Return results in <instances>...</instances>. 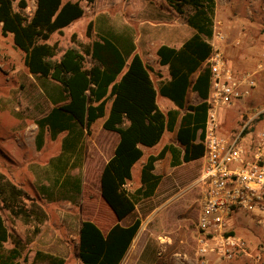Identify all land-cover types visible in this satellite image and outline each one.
Wrapping results in <instances>:
<instances>
[{
  "label": "rangeland",
  "instance_id": "obj_1",
  "mask_svg": "<svg viewBox=\"0 0 264 264\" xmlns=\"http://www.w3.org/2000/svg\"><path fill=\"white\" fill-rule=\"evenodd\" d=\"M27 1L26 12L30 14L35 1ZM105 1H96L98 9H94L93 15L96 19H102L99 6ZM214 1L213 34L223 36L216 43L222 57L235 73L253 75L255 87L248 106L255 110L264 108V0ZM82 6L84 15L62 34L51 35L48 44L65 49L91 41L86 30L93 12L89 5ZM182 11V14L175 12L180 23L185 22L191 9L183 7ZM122 20V17L114 18L110 22L114 27H111L123 32L134 31L133 23L124 24ZM98 24L101 26L102 21ZM187 32H192L188 26L180 35ZM56 93L53 82L37 80L29 74L24 54L14 47L12 36H2L0 31V175L22 189L45 213L40 222L34 216L24 220L11 215L0 201V215L9 233L3 247L5 250L17 247L19 264H33L36 251L63 258L67 264H81L78 231L82 221L93 222L103 232L118 222L101 196L100 174L116 142L114 133H105L102 129V119L93 123L86 135L75 124L77 130L71 140L75 139L79 146H66V134L51 133L48 128L43 129L42 142L36 144L38 121L54 106ZM234 112L231 108L227 117L226 113L220 116L221 127H230ZM202 164L200 159L173 170L158 166L155 173L161 180L154 195L139 201L135 210L119 222L128 225L135 219L140 220L121 264H201L195 256L199 187L194 185V180ZM139 165L140 162L134 165L132 179L124 186L128 193L139 187ZM75 177L79 179V189L74 187ZM25 205L30 204L25 201ZM241 221L235 233L241 230V236H237L248 243L254 256L260 254V260L238 259L234 264H264V230L253 220ZM158 238L164 244L160 245ZM140 243H143L142 253L137 258L135 249L137 245L139 249ZM208 264L222 263L212 259Z\"/></svg>",
  "mask_w": 264,
  "mask_h": 264
},
{
  "label": "trees",
  "instance_id": "obj_2",
  "mask_svg": "<svg viewBox=\"0 0 264 264\" xmlns=\"http://www.w3.org/2000/svg\"><path fill=\"white\" fill-rule=\"evenodd\" d=\"M35 9L27 13V0H0V31L11 35L13 45L24 54V64L35 78L49 80L57 87L60 106L53 107L39 122L37 142L43 140V129L58 133L79 125L86 133L96 121L103 119L102 129L114 133L118 141L111 157L100 174L101 196L114 213L116 222L106 234L91 221H82L78 234V259L81 264H121L139 227L135 219L127 226L120 221L130 215L136 204L151 198L161 176L154 173L155 162L166 152L171 166L197 160L203 155L202 139L206 117L210 73L203 63L212 48L208 41L213 35L214 0H165L177 13L189 7L186 24L195 34L180 49L161 46L157 50L159 63L168 66L170 79L156 88L151 69L134 52L132 42L123 40L122 47L111 33H96L88 43L61 49L48 44L51 35L81 18V2L90 5L94 0H34ZM92 23L87 25L90 36ZM198 71L194 81L191 76ZM191 88L201 102L185 105L186 91ZM170 100L176 109L164 112L157 105V96ZM55 103V101H53ZM176 139L181 149L165 146L149 155L139 172V187L128 193L124 186L132 179V169L142 158L141 147L159 143L165 132L174 129L180 110ZM108 111V112H107ZM201 132L198 136V132ZM74 187L79 189L78 177ZM0 201L13 216L42 221L45 213L22 189L0 175ZM25 201L30 204L25 205ZM9 233L0 215V264H19L20 252L14 245L5 250L3 243ZM33 264H67L63 258L36 251Z\"/></svg>",
  "mask_w": 264,
  "mask_h": 264
},
{
  "label": "built area",
  "instance_id": "obj_3",
  "mask_svg": "<svg viewBox=\"0 0 264 264\" xmlns=\"http://www.w3.org/2000/svg\"><path fill=\"white\" fill-rule=\"evenodd\" d=\"M212 36L205 64L210 78L200 140L203 164L194 181L199 187L195 256L201 264L212 259L222 264L258 262L260 254L253 255L230 223L237 215L250 216L264 230V108L241 114L231 137L219 134L221 112L249 98L255 81L252 74L239 75L227 66L216 44L223 36ZM158 242L164 244L161 238Z\"/></svg>",
  "mask_w": 264,
  "mask_h": 264
},
{
  "label": "crops",
  "instance_id": "obj_4",
  "mask_svg": "<svg viewBox=\"0 0 264 264\" xmlns=\"http://www.w3.org/2000/svg\"><path fill=\"white\" fill-rule=\"evenodd\" d=\"M68 1L75 2L77 0H63V2H68ZM96 1L97 0H94V2L89 5V8L93 12V13H91V19L89 21L92 23V30L90 32V40L93 41L96 39L95 35L97 32L103 33V34L111 33V35H113L115 37V40L119 43L120 47H122L124 39H126L127 41L130 40V42H132V45L134 47V52L137 53L140 56V58L143 60V62L151 69V77L154 81L156 88L159 87L161 82L168 81L170 79L168 66L160 65L159 57L157 55V50L161 46H167L169 48H173L175 50H178L181 48V46L183 45V43L186 40H188L192 35L195 34V30L186 24V19H185L184 23L178 22V20H176V13L177 12L170 5H168L165 0H158L160 2L159 4L153 3V2H151V0H119V1L107 0L99 6L100 11H101V18H102V19L99 18L100 19L99 20L93 16L94 15V9H96V10L98 9V4L96 3ZM83 3L86 4V2H84V1L81 2V7L85 11V8L82 6ZM34 9H35V2H34V5L32 7L33 11H34ZM116 17H120V18L122 17V19H123L122 21L124 24H127L128 22L133 23L134 24V31L126 29V31L123 32V31H121V29H117V28L113 29L114 26L111 23L114 22V18H116ZM97 20H99V22L102 21L101 26L98 24L99 22ZM107 20H108V23H107ZM105 21H106V25H104ZM74 22H72L67 27L63 28L61 30V33H56V34H59V35L62 34V32H65V30L71 28L72 25L74 24ZM96 22L98 25L97 27H96ZM111 26H113V27H111ZM186 26L190 27L192 29V32H190V33L187 32L186 34L181 36L180 32L182 30H184L186 28ZM95 27H96V29H95ZM211 39H212V37H211ZM210 40L208 41V43H210ZM91 41H89V42H91ZM205 64H206V61L203 63L202 67L205 66ZM197 74H198V71L195 72L191 76L192 81H194ZM37 80H44V79H38L37 78ZM39 91L42 92V90H40V89H39ZM208 92H209V90H208ZM58 100H59V94L57 92L56 96L53 100V101H55V103L53 104L54 105L53 107L60 106L62 104L61 102H58ZM156 101H157V105H158L159 109H161L164 112H168V111L176 109L175 105L170 100L163 98L159 95L157 96ZM200 102H201V100H200L199 96L197 95V93L193 92L191 90V88H189L186 91V95H185V105L195 106V105H198ZM250 102H252V100L249 101L248 98L243 99V100L239 101L233 107L234 111H235L234 112V119L232 117V120H230V122H229L232 126L231 125H230V127L229 126L226 127L224 125H223L224 127L220 126L219 127V134L221 136L231 137L234 134L235 128L239 125L240 115L241 114H247V113L251 112L252 109L250 108V106H248V105H250ZM229 110L222 111L221 115L226 113V115L224 114V116L227 117V115H228L227 111H229ZM184 113H185V109L180 110V114L177 118L174 129L170 132H165L162 140L159 143H157L155 146L150 147V148L141 147V150L143 152V156L138 161V163L140 162L139 170L149 155L157 154L163 147L174 146V147L181 149V146L177 142L176 134H177V129L179 126L180 118L182 117V115ZM102 122H103V119H102ZM101 125H102V123H101ZM221 128L224 130L220 131ZM74 130L76 131L77 129L75 128V124L72 123L69 129L62 130L61 132H59L62 134H64V133L66 134V136H67V138H66L67 142H65L66 146H71V147L79 146L78 143L75 141V139L71 140V138L74 134ZM90 130H92L91 127H90ZM82 132H81L82 135H86V131L82 130ZM105 133H107V131H105ZM200 133L201 132L199 131L198 136L200 135ZM117 141H118V137L116 136V142L113 145V149H114ZM199 141H200V138L198 137L196 142H199ZM113 149H112V153H113ZM171 158L172 157H171L170 153L166 152L164 154V157L161 160L155 162L154 173L157 171L158 166H161V165L167 166L173 170V169H175L181 165L190 164V163L196 161V160H194V161H191L188 163H182L176 167H172L170 164ZM200 159L201 158H199L197 160H200ZM107 160L105 161V163L107 162ZM105 163H104V165H105ZM200 171H201V168H199L198 175L196 176L195 180L199 177ZM157 175H159V174H157ZM240 219H242L241 222H244V220H247V222L249 220L255 221L253 219V217L244 216V215H237L230 223L232 226V231L234 234H236L235 228L237 229V227L240 224H242L239 222ZM120 225H122V224H120ZM122 226H127V225H122ZM109 229H106L104 232L101 230V232L103 234H106ZM237 232H238L237 235L241 236V230L238 229ZM142 244L143 243H140L139 249H138V245L136 246L135 253H138V255H136L137 258H139V255L142 253ZM126 255H127V253H126Z\"/></svg>",
  "mask_w": 264,
  "mask_h": 264
}]
</instances>
